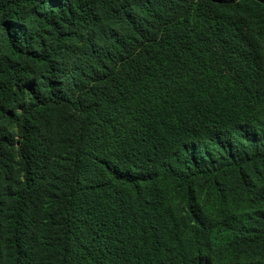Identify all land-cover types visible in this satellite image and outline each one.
<instances>
[{
    "label": "trees",
    "instance_id": "1",
    "mask_svg": "<svg viewBox=\"0 0 264 264\" xmlns=\"http://www.w3.org/2000/svg\"><path fill=\"white\" fill-rule=\"evenodd\" d=\"M261 167L264 0H0V264H246Z\"/></svg>",
    "mask_w": 264,
    "mask_h": 264
},
{
    "label": "rangeland",
    "instance_id": "2",
    "mask_svg": "<svg viewBox=\"0 0 264 264\" xmlns=\"http://www.w3.org/2000/svg\"><path fill=\"white\" fill-rule=\"evenodd\" d=\"M262 173L264 176V168H257V169H249L248 173H251L252 176L258 177V173ZM225 182L227 184L228 189L230 190V194L231 196L234 198L233 200H238L241 197L242 194H244V192H238L237 191V187L239 186V178L237 176H235V174L229 175L227 176L225 179ZM245 188V187H244ZM243 199V198H242ZM247 202V201H246ZM245 208H248V206L246 205ZM259 207H250L248 211H252V210H258ZM246 211V212H248ZM246 264L249 263H253V264H257L258 262L261 264H264V249L262 250H255V249H251L250 252H247L245 254V259H244Z\"/></svg>",
    "mask_w": 264,
    "mask_h": 264
}]
</instances>
